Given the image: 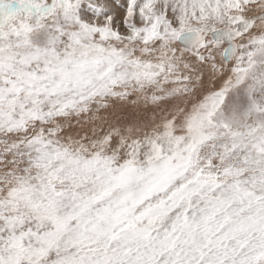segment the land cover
<instances>
[{"label":"snow or ice","instance_id":"1","mask_svg":"<svg viewBox=\"0 0 264 264\" xmlns=\"http://www.w3.org/2000/svg\"><path fill=\"white\" fill-rule=\"evenodd\" d=\"M0 264H264V0H0Z\"/></svg>","mask_w":264,"mask_h":264}]
</instances>
